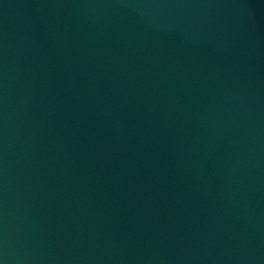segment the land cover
<instances>
[{"label":"water","instance_id":"95a60500","mask_svg":"<svg viewBox=\"0 0 264 264\" xmlns=\"http://www.w3.org/2000/svg\"><path fill=\"white\" fill-rule=\"evenodd\" d=\"M0 264H252L152 0H0Z\"/></svg>","mask_w":264,"mask_h":264}]
</instances>
